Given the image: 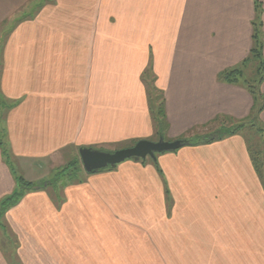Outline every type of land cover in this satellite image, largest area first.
I'll list each match as a JSON object with an SVG mask.
<instances>
[{"label": "crops", "instance_id": "obj_1", "mask_svg": "<svg viewBox=\"0 0 264 264\" xmlns=\"http://www.w3.org/2000/svg\"><path fill=\"white\" fill-rule=\"evenodd\" d=\"M254 4L0 0V25L17 22L0 38L11 100L0 118V202L16 190L12 168L37 182L81 147L156 142L159 122L168 142L249 122L252 95L219 75L249 57ZM259 89L264 103V81ZM258 155L260 172L239 132L27 192L3 216L14 247L12 258L0 245V264H264Z\"/></svg>", "mask_w": 264, "mask_h": 264}, {"label": "trees", "instance_id": "obj_2", "mask_svg": "<svg viewBox=\"0 0 264 264\" xmlns=\"http://www.w3.org/2000/svg\"><path fill=\"white\" fill-rule=\"evenodd\" d=\"M254 3H255V11L257 13V18L253 23V35H252L253 46L250 51L249 57L246 58L241 63L238 69L225 71L219 75V78L220 80L227 82V83H237V82L242 83L247 88V90L252 95L255 105H256L255 115L247 123L223 124L216 129H212L208 131L207 133H204L203 135H194L192 137H189L186 140H189L190 144L186 146H196V145L208 144V143H212L215 141H219L226 137L238 134L241 130L244 129V127L251 128L255 126L254 123H255V120L257 119V113L260 112L264 106L262 105V102H261L262 94L258 88L259 84H261V82L264 81V56H262V41H261L260 23H259V14H258L259 11L261 10L260 9L261 7L259 5L258 0H254ZM252 59L259 60L260 62V68L258 70L259 77L257 78V82L255 84H254L255 81L252 83L246 80L245 78H242L243 72L247 66V63ZM150 96L153 102L158 103L159 105L160 98L154 93L150 94ZM157 112H158V115L161 116V112H162L161 106L158 107ZM158 127H159L158 134L160 135L159 138H162L161 122H159ZM200 140H202L203 142H199ZM248 151L251 153L252 160L254 162V166L256 170L260 172L259 169L262 167L261 163L263 161H260L259 155H258L259 153L257 154L256 152L252 151L249 144H248ZM145 160H138V161L144 162ZM77 164H81L80 160H78V162L71 161L66 166L62 167L56 174L57 176H59V178L55 179V181L54 180L50 181V184H53V185L62 184V183H67V182H73L74 180L78 179L77 176H78V172L80 171L79 170L80 166L77 168L76 166ZM154 164H156L155 161H154ZM71 170L73 171L71 172ZM12 172L14 173L15 180H16V190L9 196L5 197L0 202V217L2 218L4 214L8 211V209L15 206L27 192L42 190L46 188L45 185L48 184V182L47 183L46 182H43V183L28 182L24 179V177L18 171L13 170V168H12Z\"/></svg>", "mask_w": 264, "mask_h": 264}, {"label": "water", "instance_id": "obj_3", "mask_svg": "<svg viewBox=\"0 0 264 264\" xmlns=\"http://www.w3.org/2000/svg\"><path fill=\"white\" fill-rule=\"evenodd\" d=\"M199 142H203L200 140ZM190 141L179 139L173 142H166L159 138L156 142L141 140L130 148L116 150L114 152L100 151L81 147L78 150L79 159L83 170L88 173H96L101 170L114 169L118 164L126 160H145L146 158L156 160V154L174 152Z\"/></svg>", "mask_w": 264, "mask_h": 264}, {"label": "rangeland", "instance_id": "obj_4", "mask_svg": "<svg viewBox=\"0 0 264 264\" xmlns=\"http://www.w3.org/2000/svg\"><path fill=\"white\" fill-rule=\"evenodd\" d=\"M254 12H255V18H257V13H256L255 10H254ZM13 21H14V18H11L10 21H8L6 24L0 25V38L7 37L8 30L11 27H14L15 24L17 23V22L15 23V21L14 22ZM262 56H264L263 53H262ZM1 67L2 66L0 65V79H1ZM259 68H260L259 60H256V59L250 60L247 63V66H246V68H245V70L243 72L242 78H245L246 80H248V81H250L252 83L255 81L254 82V84H255L257 82V78L259 77V73H258ZM259 91H260V89H259ZM261 102H262V105H264L263 98H262ZM9 103H11V100L5 98L2 95L1 84H0V118H1V115L4 114L3 110H4L5 106L7 104H9ZM254 124H255V126H253L251 128H245L244 127V129L241 130L240 132L244 135V138L248 141V144L250 145L252 151H254V152H256L258 154V153L264 152V125L258 123L256 120H255ZM183 139H185V138H183ZM166 142H168V141H166ZM149 159L150 158H148V160ZM78 160H79V158L78 159L76 158L74 160H69V161L67 160L68 162L65 163L64 166H66L71 161L78 162ZM150 160H152L154 162L153 159H150ZM60 162H62V161H60ZM76 166H77V168L80 166V168H79L80 171L78 172V176H77V178L80 179V178H82L85 175L84 172H83L84 170H83L81 164H77ZM73 170H74V168H73ZM73 170H71V172ZM58 171L54 172L52 174V176L50 174L47 179H44V180L42 179L40 181L33 182V183H43V182L47 183L48 182V184H46L45 187H49V186L53 185V184H50V181H52V180L55 181V179L59 178V176L56 175L58 173ZM69 171H70V169H69ZM78 179H76V180H78ZM3 224H4L3 218L0 217V227H1L0 228V245L3 246L6 250L10 251V253L12 254V258H13V247H14L13 245H14V242H13L12 237L10 236V233H8L5 230V227L3 226Z\"/></svg>", "mask_w": 264, "mask_h": 264}]
</instances>
